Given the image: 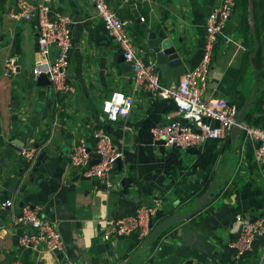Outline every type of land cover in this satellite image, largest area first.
I'll return each instance as SVG.
<instances>
[{
	"label": "crops",
	"instance_id": "0c3cea01",
	"mask_svg": "<svg viewBox=\"0 0 264 264\" xmlns=\"http://www.w3.org/2000/svg\"><path fill=\"white\" fill-rule=\"evenodd\" d=\"M108 2L129 21L132 38L150 60L156 61L148 47L149 33L159 29L170 33L182 60L161 79L170 86L199 63L206 17L220 0ZM16 4L17 0H0V209H4L2 202L15 195L20 208L40 207L45 216L59 222L66 255L21 247L19 233L7 230L8 209L6 216L0 215V264H264V237L258 236L253 252L240 258L233 245L238 216L264 214V161L257 160L259 143L243 131L235 135L231 131L178 152L155 142L151 129L165 122L167 115H178L174 102L145 91L137 93L127 120H108L102 104L114 91L132 92V72L122 70L118 62L122 53L90 0L53 1L56 13L72 17L68 79L78 87L77 95L64 93L55 101L51 85H39L34 73L37 66L45 68L39 64L36 21L11 19L9 13ZM254 4L260 42L254 62L263 84L264 0H254ZM250 15L249 0L248 6L245 0H236L215 49L205 93L206 98H228L239 109L252 99L255 88ZM10 56L19 58V67L6 76L3 66ZM256 99L244 121L262 125L264 102L257 105ZM95 127H106L115 141L123 140L126 149L122 169L117 164L111 174L119 183L111 191L95 178L82 176L70 163L77 140L84 138L94 151ZM37 145L45 154L27 171L21 150ZM213 180L215 194L203 209L171 222L152 244L149 237L140 239L137 233L102 239L107 219L133 213L137 205L150 203L154 197L165 202L156 225L166 216L189 212Z\"/></svg>",
	"mask_w": 264,
	"mask_h": 264
},
{
	"label": "built area",
	"instance_id": "2783aa9c",
	"mask_svg": "<svg viewBox=\"0 0 264 264\" xmlns=\"http://www.w3.org/2000/svg\"><path fill=\"white\" fill-rule=\"evenodd\" d=\"M54 0H17L16 9L9 14L16 21H36L37 42L41 60L45 68H34L38 76L49 75L52 96L55 101L59 95L78 94V87L68 79L72 49V17L56 13ZM104 28L123 54L125 61L132 65V92L114 91L102 104L106 118L113 122L127 120L133 111L136 95L140 91L150 92L160 99H169L176 105V114L166 116V121L154 126L151 134L155 142L167 147L187 149L199 146L208 139H218L230 134L239 125L246 136L259 143L257 160L264 161V122L262 125L238 122L239 107L228 98H206L215 49L223 26L232 17L236 0H220L206 17L205 46L199 63L188 70L178 83L163 85L159 80L158 64L154 60L145 61L146 53L132 38L129 21L121 17L108 0H90ZM144 21L145 18L141 17ZM19 67L17 56L8 57L3 66V74L10 76ZM58 106V103H55ZM95 146L92 152L87 141L77 140L71 149L70 163L82 176L95 178L98 183L111 191L119 185L111 179L118 160L125 158L123 140L115 141L106 127H95L92 131ZM46 142V144H48ZM45 144V145H46ZM40 146H28L21 150L26 161L27 171L37 165ZM93 161H97L92 164ZM164 199L154 197L150 203H140L133 213L118 218L107 219L102 234L104 241L127 237L137 233L140 239H147L157 223V217L164 207ZM1 207L9 208L11 220L7 224L9 233H19V244L23 248L44 250L49 253L65 254L66 243L59 228V222L45 216L40 207L18 206L17 195L2 202ZM238 234L233 245L236 257L253 252L258 236L264 237V214L256 218L238 216ZM31 230V231H30ZM66 255V254H65ZM261 258L264 260V250Z\"/></svg>",
	"mask_w": 264,
	"mask_h": 264
},
{
	"label": "water",
	"instance_id": "95a60500",
	"mask_svg": "<svg viewBox=\"0 0 264 264\" xmlns=\"http://www.w3.org/2000/svg\"><path fill=\"white\" fill-rule=\"evenodd\" d=\"M249 6H250V12H251L250 22H251V27H252V35L255 40V50L250 56V61L254 67L255 88L253 91L252 99L248 100L238 113L239 123H242L244 121L246 112L248 108L251 106V104L257 98L258 91L260 88V82H259L258 75H257V68L254 62V57L260 50V42L257 36L254 0H249ZM148 47L151 50V54L153 58L156 60L158 64L160 81L162 78L166 77L169 68H176L182 64V60L179 57L178 48L174 45L172 37L166 29H159L158 31L150 32L148 35ZM147 60H148V56H146L145 58L146 62ZM118 62L121 64V68L125 73L132 72V65L125 61L123 54L118 58ZM37 80H38L39 85H42V86L51 85L49 75L45 72L40 73L37 77ZM241 132H242V129L239 125H236L234 129L232 130L233 135H235L236 133H241ZM38 146L39 145H37V147ZM173 148L177 152L180 150V148L178 147H173ZM44 154H45L44 151H42L40 155V160H42ZM96 162L97 161H93L92 164ZM117 164H118V168L122 169V162L120 159L118 160ZM214 185H215V180L212 181L207 192L199 198L198 202L196 203V206L192 208L189 212L176 213V214L169 215L163 221L155 225L149 236V243L152 244L153 241L156 239V237L162 232V230L165 229L171 222L188 219L194 216L195 214H197L198 212H200L203 209L204 205L207 204L214 196L215 193L212 191ZM23 205H24V202L21 201V206ZM8 209H9L8 207H6L3 210L0 209V215L6 216Z\"/></svg>",
	"mask_w": 264,
	"mask_h": 264
},
{
	"label": "trees",
	"instance_id": "16d2710c",
	"mask_svg": "<svg viewBox=\"0 0 264 264\" xmlns=\"http://www.w3.org/2000/svg\"><path fill=\"white\" fill-rule=\"evenodd\" d=\"M246 1V4H247V6H248V0H245ZM250 29V28H249ZM262 84V83H261ZM260 84V85H261ZM261 102H264V81H263V84H262V86H261V88H260V90H259V92H258V97H257V99H256V104L258 105V104H260ZM167 217V216H166ZM165 217V218H166Z\"/></svg>",
	"mask_w": 264,
	"mask_h": 264
}]
</instances>
